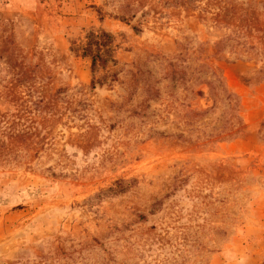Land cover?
<instances>
[{
	"label": "rangeland",
	"instance_id": "374dc122",
	"mask_svg": "<svg viewBox=\"0 0 264 264\" xmlns=\"http://www.w3.org/2000/svg\"><path fill=\"white\" fill-rule=\"evenodd\" d=\"M0 264H264V0H0Z\"/></svg>",
	"mask_w": 264,
	"mask_h": 264
},
{
	"label": "trees",
	"instance_id": "16d2710c",
	"mask_svg": "<svg viewBox=\"0 0 264 264\" xmlns=\"http://www.w3.org/2000/svg\"><path fill=\"white\" fill-rule=\"evenodd\" d=\"M110 34L105 31H100L94 34H88V41L84 44L82 54L90 56L91 58V71H95L98 66H103L108 61L114 62L112 57V46L110 42ZM73 50H77L75 47ZM96 83H101L92 78L91 85L95 86Z\"/></svg>",
	"mask_w": 264,
	"mask_h": 264
}]
</instances>
